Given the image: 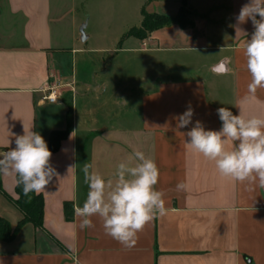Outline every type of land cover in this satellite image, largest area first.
I'll return each instance as SVG.
<instances>
[{
    "label": "crops",
    "instance_id": "crops-1",
    "mask_svg": "<svg viewBox=\"0 0 264 264\" xmlns=\"http://www.w3.org/2000/svg\"><path fill=\"white\" fill-rule=\"evenodd\" d=\"M180 1L194 14L190 26L127 37L138 40L134 50L145 53L146 63L137 87H130L123 69H90L92 60H105L92 54L107 53L60 46L52 0H0V153L15 147L24 128L48 147L53 131L69 130L51 152L58 176L40 193L43 225L25 223L11 241L0 240V264H264V188L223 177L186 135L197 120L219 131L220 107L264 118V89L248 93L243 55L255 29L250 19L237 22L250 0ZM51 87L56 103L43 100ZM189 107L192 123L177 129L174 117ZM134 150L157 164L155 188L167 212L128 248L105 234L98 216L83 230L75 215L68 221L64 203L85 202V162L107 180ZM180 181L186 191H177ZM16 184V174L0 173V217L12 228L23 217L13 201Z\"/></svg>",
    "mask_w": 264,
    "mask_h": 264
},
{
    "label": "clouds",
    "instance_id": "clouds-1",
    "mask_svg": "<svg viewBox=\"0 0 264 264\" xmlns=\"http://www.w3.org/2000/svg\"><path fill=\"white\" fill-rule=\"evenodd\" d=\"M249 19L255 30L243 46V55L251 76L247 90L254 96L258 89H264V0H250L242 6L238 24ZM217 113L222 121L221 129L205 130L197 120L186 133L190 138L188 145L214 161L223 177L264 188V118L234 115L226 107L218 108ZM193 114L189 107L174 117L177 129L191 124ZM229 142L233 147H227ZM51 156L44 138L38 132L24 128V134L15 138V147L0 153V173L16 174L25 196L40 194L53 177L58 176L50 164ZM82 172L88 186L87 197L82 206L73 205L81 230L93 228L92 217L98 216L105 234L131 248L137 234L157 216L167 212L163 193L155 188L160 175L158 166L140 150H134L117 165L113 178L106 180L88 162L83 164ZM176 189L186 191L188 185L180 181Z\"/></svg>",
    "mask_w": 264,
    "mask_h": 264
},
{
    "label": "rangeland",
    "instance_id": "rangeland-1",
    "mask_svg": "<svg viewBox=\"0 0 264 264\" xmlns=\"http://www.w3.org/2000/svg\"><path fill=\"white\" fill-rule=\"evenodd\" d=\"M52 1L57 11L54 34L60 46L65 48L77 47L82 49L81 51L88 49L94 53L98 51L107 53L92 54L100 59L104 57L105 60L102 59L99 62L92 60L96 64L90 65V69H123L127 71L126 78L130 87H137V83L140 82L137 75L142 74V69L145 68L146 63L143 58L145 53L134 50L140 46L138 40L135 38L124 39V35L132 27L141 25L142 9L152 12L158 11L166 15H176L181 10L184 12L189 10L187 7L180 8V0ZM193 15L190 11L188 16L190 21L193 20ZM82 25H85L84 32L87 36L85 42L81 40L80 27ZM151 35L153 33L149 36ZM120 43L121 45H119ZM119 46H121V49H118ZM116 50L119 53L114 57H110L109 52ZM83 56L84 54H79V58ZM172 74L174 73L172 72ZM194 75V72H190V76Z\"/></svg>",
    "mask_w": 264,
    "mask_h": 264
},
{
    "label": "trees",
    "instance_id": "trees-1",
    "mask_svg": "<svg viewBox=\"0 0 264 264\" xmlns=\"http://www.w3.org/2000/svg\"><path fill=\"white\" fill-rule=\"evenodd\" d=\"M185 8V2L184 7ZM189 10H181L176 15H166L158 12H147L142 9V21L139 27H132L125 35L127 37H135L138 39L147 38L151 33L177 23L182 28L190 26L192 23L189 20ZM69 130L53 131L50 135L49 150L55 152L62 140L67 138ZM18 179V177H17ZM17 199L13 200L15 205L23 213V217L19 220L15 228H12L10 223L3 217H0V240L11 241L14 238L16 231L25 223H32L36 227L43 225L44 214V198L41 194L30 193L28 196L23 194V186L16 184ZM64 214L68 221L73 220L74 210L73 202L67 201L64 203Z\"/></svg>",
    "mask_w": 264,
    "mask_h": 264
},
{
    "label": "built area",
    "instance_id": "built-area-1",
    "mask_svg": "<svg viewBox=\"0 0 264 264\" xmlns=\"http://www.w3.org/2000/svg\"><path fill=\"white\" fill-rule=\"evenodd\" d=\"M43 100L49 103H56L58 100L56 87H51L49 92L43 96Z\"/></svg>",
    "mask_w": 264,
    "mask_h": 264
},
{
    "label": "water",
    "instance_id": "water-1",
    "mask_svg": "<svg viewBox=\"0 0 264 264\" xmlns=\"http://www.w3.org/2000/svg\"><path fill=\"white\" fill-rule=\"evenodd\" d=\"M84 29H85V25H82L80 27V32H81V40L83 42H85L87 40V36L85 35Z\"/></svg>",
    "mask_w": 264,
    "mask_h": 264
}]
</instances>
